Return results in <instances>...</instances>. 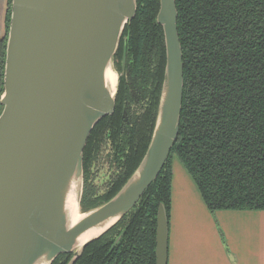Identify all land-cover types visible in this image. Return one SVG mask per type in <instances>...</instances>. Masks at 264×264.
I'll return each instance as SVG.
<instances>
[{
	"label": "trees",
	"instance_id": "1",
	"mask_svg": "<svg viewBox=\"0 0 264 264\" xmlns=\"http://www.w3.org/2000/svg\"><path fill=\"white\" fill-rule=\"evenodd\" d=\"M183 97L170 154L138 202L90 242L73 264H155L156 215L171 207L172 158L194 180L206 207L264 210V0H175ZM159 0H136L113 56L115 109L83 150L81 211L110 200L143 158L155 125L165 68ZM11 16L0 36V95ZM3 106L0 104V112ZM108 173L96 183L100 167ZM73 252L51 264H68Z\"/></svg>",
	"mask_w": 264,
	"mask_h": 264
},
{
	"label": "water",
	"instance_id": "2",
	"mask_svg": "<svg viewBox=\"0 0 264 264\" xmlns=\"http://www.w3.org/2000/svg\"><path fill=\"white\" fill-rule=\"evenodd\" d=\"M136 0H11L0 95V264H46L61 253L82 251L114 226L163 168L179 131L183 97L182 50L175 0H159L165 68L158 113L139 165L107 202L82 211L66 226L64 195L83 190V150L95 124L115 109L105 83L124 25ZM116 71V70H115ZM114 221L77 245L92 226ZM169 223L156 215L155 264H167Z\"/></svg>",
	"mask_w": 264,
	"mask_h": 264
},
{
	"label": "crops",
	"instance_id": "3",
	"mask_svg": "<svg viewBox=\"0 0 264 264\" xmlns=\"http://www.w3.org/2000/svg\"><path fill=\"white\" fill-rule=\"evenodd\" d=\"M6 9L0 0V36ZM197 191L173 160L167 264H264V210L211 214Z\"/></svg>",
	"mask_w": 264,
	"mask_h": 264
},
{
	"label": "bare ground",
	"instance_id": "4",
	"mask_svg": "<svg viewBox=\"0 0 264 264\" xmlns=\"http://www.w3.org/2000/svg\"><path fill=\"white\" fill-rule=\"evenodd\" d=\"M118 78H119L118 73L112 67L106 69L105 83L106 86L110 88L112 94L116 90L118 84ZM78 188H79L78 182L73 180L64 195L63 210L66 217V226L68 228L74 226V224H76L86 216V214L82 213V211L79 210V206L77 202ZM113 221L114 219L88 228L80 235H78L77 245L80 246L85 240L96 235L99 231H101L103 228L111 224ZM35 264H46V262L43 259H40Z\"/></svg>",
	"mask_w": 264,
	"mask_h": 264
},
{
	"label": "rangeland",
	"instance_id": "5",
	"mask_svg": "<svg viewBox=\"0 0 264 264\" xmlns=\"http://www.w3.org/2000/svg\"><path fill=\"white\" fill-rule=\"evenodd\" d=\"M116 72H117V71H116ZM173 160H174V162H176L177 164H180V165L182 166V168L184 169V171L186 172V174L188 175V177L190 178V180H191V181L194 183V185L196 186L194 180H193L192 177L188 174V172L186 171L185 167H184L183 164L180 162V160L177 158V156L174 155L173 158H172V161H173ZM107 175H108V173H107V171H106V167H105L104 165H102V166L100 167L99 172H98V177H97V179H96V183L99 185V184H101L102 182H104V181L106 180ZM197 192H198L199 197H201L199 191H197ZM208 211H210V210L208 209ZM210 213L213 214V212H211V211H210ZM214 227H215V228H219V226H218V224H216V222H215V224H214Z\"/></svg>",
	"mask_w": 264,
	"mask_h": 264
}]
</instances>
